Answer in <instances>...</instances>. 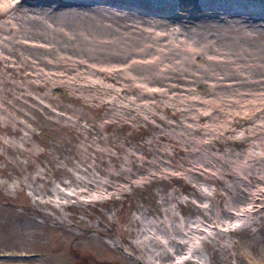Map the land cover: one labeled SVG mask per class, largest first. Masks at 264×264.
Here are the masks:
<instances>
[{
    "label": "rangeland",
    "instance_id": "obj_1",
    "mask_svg": "<svg viewBox=\"0 0 264 264\" xmlns=\"http://www.w3.org/2000/svg\"><path fill=\"white\" fill-rule=\"evenodd\" d=\"M137 1L140 0L111 1L108 4L106 0L98 4L114 11L135 14L127 10L125 4H136ZM142 1L166 7L172 5L175 9V4L193 0ZM239 1L264 3V0ZM27 2L23 0L16 4L15 0H8L3 9L16 4L15 10L11 9L8 14L0 11V21L10 22L9 25L19 31L18 25L22 22L13 18L16 15L23 17V13H27L25 18H29V10L43 7L40 2L29 1L26 5ZM90 6L94 7L93 4ZM51 24L54 27L55 23ZM27 27L32 30L29 25ZM198 27L205 31V37L207 34H220L205 29L203 24H184L182 33L200 39L196 33ZM12 32L10 27L0 33V45L9 48L7 42L13 40L29 49L16 47L12 54L0 48V253L33 256L29 260L0 259V264H151L153 258V264H168L169 257L168 261L164 258L161 261L154 254L129 248L130 243L139 242L141 237L143 221H136V218L143 215L149 223L165 220L162 211L165 206L172 209V219H176V224H188L199 218H206V223L212 224L211 219L215 218L212 226L217 228H210L211 232L200 234L197 242L192 241L195 245L200 242L194 262L183 264H264L263 180L249 179L251 186L245 194L246 199L242 203H233L235 209L240 210L253 194L255 199L259 198L256 204L261 208L251 216L250 223L240 229L233 225L220 226L232 219V214L224 216L228 214V206H233L227 202L225 183L234 180V188L240 192L243 166L249 164V167L257 169L262 164L258 165L255 159L249 161L246 157L229 161L227 166H233L238 172L236 176L234 172L231 174L234 179L225 175L226 166L217 165V160L224 155L237 153L239 157L247 150L256 158L261 155L260 148L264 150V146H259L258 141L262 135L255 137L251 132L248 135L247 131L264 119V115L257 116L260 113L258 106L264 103V99L250 100L257 103L228 113L221 112L216 116L219 121L213 124L207 121L213 115L200 124L196 123L192 111L193 123L190 125L195 124L197 130L188 131V134L199 142L198 147L176 137L174 140L159 139L162 134L156 128L159 121L140 113L142 107L115 108L109 104L116 97L114 92L95 88L81 91L78 88L83 85L81 79L74 81V86L69 82L66 86H54L47 79L55 72L52 68L34 64L21 66V56L45 57L53 53L39 47L46 41L41 36H33L34 40L28 36L12 39ZM227 34L235 35L233 31ZM179 39L184 38L180 36ZM261 41L264 42V36ZM63 50L71 52L72 48L66 44L60 49L64 53ZM36 51L39 52L34 53ZM128 60L115 63H128ZM120 97L122 99L123 96ZM114 102L125 103L121 100ZM154 111L157 118L164 117L172 123L180 119V114L173 117V111L166 115L157 109ZM220 121L221 128L213 126ZM208 125L214 133L202 128ZM224 126H230L229 130L222 129ZM184 146H188L185 151L180 150ZM125 158L130 160V166L124 165ZM168 158L171 175L157 168L160 161ZM152 159L156 163L151 164ZM193 162L203 165L202 169L196 168ZM122 166L131 171L122 172ZM220 168L224 175L218 174ZM205 171L213 174L217 171V174L214 178ZM157 174L161 176L155 177ZM81 178L86 181L76 182ZM121 181L133 185H129L123 194L114 196L110 195L109 189L107 197L112 199L96 203L88 201L90 189H95L93 187L102 183L116 186ZM78 184L87 187V193L79 199L76 193L82 188ZM172 219L167 220L168 225L174 223ZM232 227L236 230H231ZM163 235L159 233L155 239L161 241ZM149 244L146 242V248L156 250L155 245ZM158 249L163 252L164 247Z\"/></svg>",
    "mask_w": 264,
    "mask_h": 264
},
{
    "label": "bare ground",
    "instance_id": "obj_2",
    "mask_svg": "<svg viewBox=\"0 0 264 264\" xmlns=\"http://www.w3.org/2000/svg\"><path fill=\"white\" fill-rule=\"evenodd\" d=\"M7 1L0 0V11H3V14H8L11 9L15 10L14 6L3 9ZM82 1L86 3L90 0ZM108 1L110 4V1L113 0ZM40 3L43 5L42 8L28 11L31 17L25 18L28 17L27 13H23V17L17 15L12 17L22 22V25H18L19 31L10 26V22L5 24L0 21V33L11 27L13 32L10 36L12 39H15L16 36L17 38L28 36L30 37H27L28 39L34 40L33 36L37 38L41 36L43 40L48 41H43L44 44L40 47L53 53L52 56L36 57L31 54H28V57L21 56L22 61L20 62H23L21 66L34 64L52 68L51 70H55V72L49 74L47 79L51 80L54 86H66V82H69L70 86H74V81L81 79L85 82L78 86L81 91L91 86L95 89L114 92V96H116L114 101L125 102L122 104H116L114 101L109 102L115 108L142 107L140 113H145L159 121L156 127L162 132L159 139L174 140L176 137L177 140L185 143L193 142L198 147L199 142L192 140L188 134V131L191 133L197 130L195 124L190 125L191 122L193 123V118H196L195 122L200 124L205 118L213 115L211 120H207L213 124L219 121L216 116L221 112L224 114L234 111L232 109L257 103L250 102V100L264 99V42L261 41L264 36V13L249 11L247 13H228L224 10H212L213 8L207 9L201 6L202 3L196 2V0L175 4L176 10L184 13L182 17L186 25L203 24V27L209 31L220 32L216 35L207 34L205 37V31L198 27L196 33L200 39H195L182 33L184 23L175 24L173 20L170 21L156 13L144 17L125 11L111 10V8L98 4L100 2L94 3V7L90 6L91 4H72L74 0H41ZM50 5L58 6L52 8ZM140 6L146 7V5ZM171 7L172 5L167 6L168 9ZM59 19L64 21L61 22ZM51 23H55L54 27ZM27 25L32 30H29ZM44 27L46 30H43ZM228 31H233L235 35L228 36ZM180 36L184 39H179ZM63 43L70 44L72 51L63 50L64 53L61 52L60 49L66 45L60 47ZM7 44L9 48L1 45L0 48L2 51L12 54L16 47L29 49L27 45L16 44L13 40H9ZM150 53H153L155 57L149 56ZM82 57L90 59H82ZM128 58L129 63L125 65L115 63L126 62ZM105 80H109L114 86L110 83L107 85ZM120 96H123L122 99ZM258 108H260V113H257V116L264 115V103L260 104ZM154 109L165 115L169 111H173V117L180 114V119L172 123L164 117L158 116L157 118ZM192 111H194L193 118ZM200 111L207 112L203 115L204 113L202 114ZM144 119L148 120V118ZM261 121L257 125L249 127L247 134L251 132L255 137L262 135L258 144L264 146V119ZM174 124L177 125L174 126ZM209 126L202 128L214 133L209 129ZM213 126L221 128L222 122ZM229 127L224 126L222 129L229 130ZM187 147L180 150L185 151ZM260 150L262 152L258 158L253 154L244 153V155L239 154L238 157L237 153L228 152L231 155H224L217 160L219 167L221 164L226 166V176L233 172L235 176L238 174L233 166H227L233 159L246 157L249 161L255 159L258 165L262 164L257 169L249 167V164L243 166V172L242 169L240 170L241 183L239 185L242 187L240 192L235 190L234 180L225 183L228 204L242 203L246 199L245 194L247 195L251 186L249 179L252 177H256V180H263L261 184H264V150L262 148ZM169 162L170 158L160 161L157 164L159 171L168 173L170 171ZM152 163H156V161L152 159ZM197 163L193 162L196 168L201 170L203 165H197ZM124 165H131L128 158H125ZM120 169L122 172L131 171L125 166ZM205 172L213 175L214 178L217 174V171L214 174L211 171ZM218 174L224 175V171L221 172L220 168ZM85 181L81 178L76 182ZM212 192L214 194V191ZM250 202L252 203V200ZM228 207L229 211L227 210L228 214L224 215L225 217L236 212V205ZM241 209H243V205H241ZM162 211L165 214V220L156 221L157 223L145 221L143 215L140 216L141 218L137 217L136 221H143L141 237L139 236V242L129 244L131 250L149 252L151 255L158 256L161 261L162 258L168 260L171 253L165 249L163 252L158 251V248L162 247L161 241L155 239L159 233H164L163 240L171 246L173 253L185 249V240L190 243L192 237L196 238V235L202 234L198 230H193L192 225L176 224V219H172L174 214L170 207L165 206ZM247 218L250 220L251 216ZM170 219L174 223L168 225L167 220ZM203 219L206 220V218ZM214 220L215 218L211 219V221ZM190 224L206 230L203 220L198 219ZM225 225L226 222L220 226L222 228ZM146 242L150 243L149 246L155 245L156 250L151 251L148 247L146 248ZM191 254V257L194 258L198 254V250L194 248ZM154 259L151 264L154 263Z\"/></svg>",
    "mask_w": 264,
    "mask_h": 264
}]
</instances>
